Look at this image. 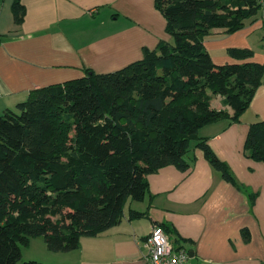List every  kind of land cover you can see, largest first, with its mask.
<instances>
[{"label": "trees", "instance_id": "1", "mask_svg": "<svg viewBox=\"0 0 264 264\" xmlns=\"http://www.w3.org/2000/svg\"><path fill=\"white\" fill-rule=\"evenodd\" d=\"M154 6L170 41L145 48L141 59L118 70L86 69L82 77L31 90L0 113V264H48L20 262L21 247L42 236L48 250L67 252L81 237L118 224L128 200L149 194V174L170 164L190 167L192 147L241 188L199 129L240 121L264 80V64L246 61L254 55L249 47L226 49L245 61L217 64L204 38L214 28L236 32L263 10L256 0H154ZM12 11L20 23L24 5L16 0ZM212 95L221 96L224 108L212 106ZM244 155L264 162V120L250 124ZM143 215L129 209L130 219Z\"/></svg>", "mask_w": 264, "mask_h": 264}, {"label": "crops", "instance_id": "2", "mask_svg": "<svg viewBox=\"0 0 264 264\" xmlns=\"http://www.w3.org/2000/svg\"><path fill=\"white\" fill-rule=\"evenodd\" d=\"M15 1L0 0V113L14 109L31 90L82 77L86 69L118 70L141 59L145 48L171 40L154 0H17L24 5L20 23L14 21ZM257 29L261 34L255 37ZM263 36L261 15L233 33L212 29L204 46L217 64L242 62L225 49H253L257 39L259 50L253 49L246 61L264 64ZM214 99L212 95L211 103ZM259 120H264V80L240 121L221 119L199 129L241 188L222 178L203 151L192 147L190 167L181 171L170 164L149 174V194L139 202L128 200L118 224L81 237L71 251L45 246L43 253L50 257L44 260L145 264L143 240L155 224H164L170 241L188 252L180 264H264V162L244 155L249 126ZM129 209L145 215L130 219Z\"/></svg>", "mask_w": 264, "mask_h": 264}, {"label": "built area", "instance_id": "3", "mask_svg": "<svg viewBox=\"0 0 264 264\" xmlns=\"http://www.w3.org/2000/svg\"><path fill=\"white\" fill-rule=\"evenodd\" d=\"M264 16V0H256ZM146 249L145 264H180L188 259V252L170 241L168 233L160 224H155L143 240Z\"/></svg>", "mask_w": 264, "mask_h": 264}, {"label": "rangeland", "instance_id": "4", "mask_svg": "<svg viewBox=\"0 0 264 264\" xmlns=\"http://www.w3.org/2000/svg\"><path fill=\"white\" fill-rule=\"evenodd\" d=\"M258 34L259 35L261 34L260 29H257V30L253 31V36L258 37ZM251 41H253V37L251 38ZM256 43L258 44L257 39H255V41H253V49H255L258 52L259 49L257 48V46H256L257 44ZM231 47H233V46H231ZM226 54L229 55L228 53H226ZM213 96H214L215 99L212 101V106L213 107H216L217 105L221 106L222 105L221 102H220L221 96L220 95H213ZM135 202H139V201H135ZM45 246H46V243H45V240H44V238L42 236L32 237L31 242L29 244H27L26 246H22L21 247L22 257H21L20 262L28 261V260L33 259V260H37V261L48 263V262H46V260H44V259H47L46 257H50L49 255L46 256L43 253L44 252L43 248ZM48 264H51V263H48Z\"/></svg>", "mask_w": 264, "mask_h": 264}]
</instances>
